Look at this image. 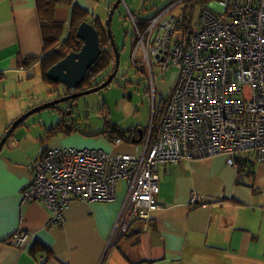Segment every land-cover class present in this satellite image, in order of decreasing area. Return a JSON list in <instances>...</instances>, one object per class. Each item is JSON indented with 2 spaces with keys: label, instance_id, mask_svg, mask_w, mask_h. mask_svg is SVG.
<instances>
[{
  "label": "crops",
  "instance_id": "0c3cea01",
  "mask_svg": "<svg viewBox=\"0 0 264 264\" xmlns=\"http://www.w3.org/2000/svg\"><path fill=\"white\" fill-rule=\"evenodd\" d=\"M50 1L54 20L65 25L72 6L96 15L101 2L0 0V84L19 83L31 72L36 77L45 56L41 2ZM44 138L12 136L0 153V264H264V164L252 155L241 156L252 162L243 173L227 164L226 155L162 166L159 208L109 247L124 182L113 202L72 201L60 224L50 222L52 212L42 202L23 201L24 190L50 148L93 147L116 155L133 154L138 144ZM15 234L30 235L24 248L10 242ZM41 246L49 251L38 252Z\"/></svg>",
  "mask_w": 264,
  "mask_h": 264
},
{
  "label": "built area",
  "instance_id": "2783aa9c",
  "mask_svg": "<svg viewBox=\"0 0 264 264\" xmlns=\"http://www.w3.org/2000/svg\"><path fill=\"white\" fill-rule=\"evenodd\" d=\"M189 1H194L193 15L197 0H180L144 23L143 32V24L133 20L137 67L149 69L152 83L154 59L164 70H178L143 148L138 144L133 154L116 155L96 148H50L35 165L23 201L42 202L52 212L51 223H63L72 201H115L118 184L124 182L125 199L110 247L159 208L162 166L217 155H226L235 168L246 155L264 164V0L210 1L202 6L196 30L193 16L186 15L185 28L184 17L173 15ZM122 143L115 139V145ZM29 239L15 234L10 242L24 248Z\"/></svg>",
  "mask_w": 264,
  "mask_h": 264
},
{
  "label": "rangeland",
  "instance_id": "374dc122",
  "mask_svg": "<svg viewBox=\"0 0 264 264\" xmlns=\"http://www.w3.org/2000/svg\"><path fill=\"white\" fill-rule=\"evenodd\" d=\"M116 1L101 0L96 15L107 22L108 6ZM179 1L125 0L120 4L112 21L113 35L120 52L119 70L113 82L99 92L31 115L14 131L12 136H48L47 131L57 128L62 121L64 122L63 130L74 128L75 134L71 136L80 135L84 139L96 140H103L104 137L105 142H108L107 134L100 135V133L106 129L107 122L123 130L142 129L148 132L154 113L158 115L164 109L165 102L172 93L178 70L174 66L164 70L161 64L156 63L154 85L150 83L145 73L134 64L137 30L133 20L139 24L140 20L153 18L160 11ZM202 4L196 7L192 15L195 30L200 20L201 6L208 3ZM192 5L194 1L187 2L186 6L182 5L175 9L173 15L186 17L193 9ZM29 77L31 73L19 83H13L8 79L6 84H0V134L6 133V127L10 128L17 119L30 110L74 93L63 84L57 86L47 84L39 66L36 68V77L32 79ZM103 79H106L105 74L99 77V80ZM153 92L155 103L152 99ZM59 136L60 134H57V137ZM140 147L143 148V145L140 144ZM120 194L125 198L123 189Z\"/></svg>",
  "mask_w": 264,
  "mask_h": 264
},
{
  "label": "trees",
  "instance_id": "16d2710c",
  "mask_svg": "<svg viewBox=\"0 0 264 264\" xmlns=\"http://www.w3.org/2000/svg\"><path fill=\"white\" fill-rule=\"evenodd\" d=\"M95 1L99 3L101 0H95ZM210 1H213V0H197V3L198 5L202 3L207 4ZM41 4H44V7H43L44 9L41 15L44 18L43 40L45 44V56L41 59L40 67L43 73V77L45 81L47 82V84H50V85L52 84L56 86L60 85L61 83L50 81L48 79L47 71L52 66L57 64L59 61L64 59L68 54L72 52H79L81 50L83 43L77 38V30H78V27L83 22H88L97 29L99 33L100 44H101V48L103 49V52L100 58L97 60V62L92 66V68L87 73L84 82L81 84V86H79L74 91H84L86 89H92L94 87H97L103 84L105 82V79L99 80V77H101L104 74L107 75V73L109 72V68H111L112 63L114 62V52L112 51V48H111V41H110V36L108 33L107 22H104L100 17L87 12L86 10L78 7L77 5H74L72 6L71 19L69 21V24L65 25L63 23H59L54 20V10H55L54 2L52 1L41 2ZM112 6H113L112 4L108 6L109 12ZM188 16L189 17L192 16V13H190V15ZM150 19L140 20V22L143 24L139 26L140 31L143 32L146 29V25L144 23H146ZM181 22H182L183 27L186 28L185 24L186 22H188L187 18L184 17V20H182ZM136 42H137V39L135 41V45H136ZM31 64H32V61L30 60L24 63L25 66H30ZM34 75L35 74L31 72V77H29V79L33 78ZM52 108H56V106ZM163 111L164 109H162L158 115L155 113V118H154L155 125L158 124L160 117L163 114ZM62 123L64 122L63 121L60 122L57 128L55 127L47 131L48 136H45L47 137V139L44 138L45 142L52 137H56L57 134H60V136L61 135L71 136L75 134L73 133L75 131L74 128H67L63 130ZM102 133L107 134L106 137L112 144H115L116 138L121 139L123 143L134 144L133 138L139 137L138 130L136 129L123 130L119 128L117 125L109 123V122L106 123V129L103 130L100 133V135ZM146 133L147 132L143 130V139L146 137ZM246 156L248 157V155ZM249 163H252V162L244 158L238 159L237 165H238L239 173H243L244 170L248 168ZM39 251L48 252L49 250L41 246L38 252Z\"/></svg>",
  "mask_w": 264,
  "mask_h": 264
},
{
  "label": "water",
  "instance_id": "95a60500",
  "mask_svg": "<svg viewBox=\"0 0 264 264\" xmlns=\"http://www.w3.org/2000/svg\"><path fill=\"white\" fill-rule=\"evenodd\" d=\"M124 1L125 0H117L113 4L107 19L108 33L110 36L111 45L114 50L115 59H116L115 70L113 74L109 77V79L106 80L100 86L84 91L74 92L73 94L60 98L56 101L42 104L30 110L23 116H21L11 125V127L4 134L3 138L0 140V153L8 143L9 139L12 137L14 131L31 115L38 113L42 110L52 108L61 103L70 100H75L94 92H99L100 90L108 87L113 82L119 70L120 52L113 35L112 21L117 8ZM77 38L83 43L81 50L79 52H72L68 54L64 59L59 61L57 64L52 66L47 71V77L50 81L61 83L65 87L71 90H76L79 86H81V84L84 82L86 78L87 73L92 68V66L97 62V60L100 58L103 52V49L101 48V44H100L99 33L97 29L90 23L83 22L78 27ZM138 132H139V137L133 138V143L135 144H141L143 140V130L142 129L138 130Z\"/></svg>",
  "mask_w": 264,
  "mask_h": 264
},
{
  "label": "flooded vegetation",
  "instance_id": "af4514ba",
  "mask_svg": "<svg viewBox=\"0 0 264 264\" xmlns=\"http://www.w3.org/2000/svg\"><path fill=\"white\" fill-rule=\"evenodd\" d=\"M113 4H114V3H112V5H113ZM111 48H112V45H111ZM112 51L114 52L113 48H112ZM133 60H134V59H133ZM157 62H158V61L154 59V62H153V69H154V66H155V64H156ZM134 64H135V62H134ZM115 66H116V59H115V54H114V62L112 63L111 68H110L109 72H108L107 75H106V79H105V81L108 80L109 77L113 74V72H114V70H115ZM135 66H137V65L135 64ZM138 68H139V70H141V71H143V72L145 73V75L148 77L150 83H151L152 85H154L155 78H153V83H152V81H151V77H149V76H150L149 69L147 70V67L145 68V65H142L141 67H138ZM154 73H155V69H154ZM72 92H78V91H74V90H72ZM152 99H153V103H155V102H156V99H155V93H154V92H153Z\"/></svg>",
  "mask_w": 264,
  "mask_h": 264
}]
</instances>
